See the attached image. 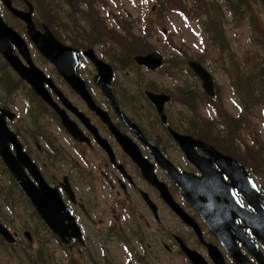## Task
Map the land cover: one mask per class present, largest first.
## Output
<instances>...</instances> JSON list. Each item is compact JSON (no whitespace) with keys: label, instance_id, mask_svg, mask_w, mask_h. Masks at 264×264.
Listing matches in <instances>:
<instances>
[{"label":"flooded vegetation","instance_id":"obj_1","mask_svg":"<svg viewBox=\"0 0 264 264\" xmlns=\"http://www.w3.org/2000/svg\"><path fill=\"white\" fill-rule=\"evenodd\" d=\"M10 2L13 7L27 11L26 7L15 5H25L24 0ZM4 12L12 18L9 26L27 43L33 64L40 69L43 65V92L47 99L41 101L40 129L38 126L29 132V125L20 123L16 117L6 118L5 123L16 135L22 152L37 166L46 186L57 192L79 230L77 238L66 236L68 242L63 243L41 221L46 236L54 240L62 256L71 258L68 262L112 264V259H118L120 264H191L182 245L201 256L206 264H213L212 255L220 256L225 264H233L228 252L232 254L235 250L241 251L250 262L256 257L264 258V176H257L243 161L245 153L240 154L235 146L222 148L193 136L188 117L170 114L175 105L187 112L188 106L184 104L190 103L189 95L177 97L157 85L130 92L131 87L116 85L117 66L110 63L113 78L109 97L95 81L96 68L84 54L89 48L70 45L77 53L78 86H73L67 77L76 58L68 54L60 56L56 66L63 72L59 71L34 49L24 23L5 8ZM15 22L17 26L13 25ZM33 23L37 31L43 32V22L35 18ZM12 49L22 59L15 46ZM10 83L13 87L19 83L20 90L31 95L22 82L10 80ZM187 88L190 92L189 85ZM147 92L168 96L163 106L165 120L160 119ZM2 96L0 108L12 109L14 101L3 99V103ZM174 134L207 142L217 152L238 162L259 192L248 197L240 183L230 180L229 172L204 147L193 144L191 148L189 142L187 154ZM8 147L15 157L13 145ZM166 165L174 168V177L167 172ZM207 167L214 173L215 181ZM260 170L264 173V168ZM205 172L203 184L200 180ZM23 173L25 179H33L24 167ZM0 176L16 189L14 176L1 159ZM178 213L188 217L183 221ZM63 222L61 219L62 226ZM23 231L28 233L26 229ZM26 236L28 243L32 242V237ZM114 243L120 245L124 255L111 254ZM246 245L253 254L245 251Z\"/></svg>","mask_w":264,"mask_h":264},{"label":"rangeland","instance_id":"obj_2","mask_svg":"<svg viewBox=\"0 0 264 264\" xmlns=\"http://www.w3.org/2000/svg\"><path fill=\"white\" fill-rule=\"evenodd\" d=\"M30 1L35 7V15L39 21L43 23L44 21L52 22L53 27L58 23L61 24L62 27L59 29L62 33L61 40L67 46H70L69 40H79L83 33L82 29L87 28L85 25L80 31L74 26L77 21H81L80 25L82 24L84 20L82 15L74 12L66 3L61 4L60 0ZM167 1L158 0L159 5L152 0H100L97 4L94 3L93 8L99 19L97 24L99 27L101 25V28L108 30L104 31L103 38L109 41L102 42L100 39L98 44L87 45L85 48L92 47L98 57L104 58L107 63H114L117 66L116 85L124 86V88L131 87L133 90L130 92L133 93L137 88L143 90L148 86L157 85L158 89L171 90L175 95H179L181 90H178V85L183 84L189 85L193 91L200 94V84L193 74L185 70L187 60H198L214 79L216 98L213 102L221 117L210 121L205 120L204 109L208 104L204 102V98L199 96L192 98L191 101L193 108L197 109L196 114L199 119L205 120L202 124L211 134L217 132L218 129L223 132V121L231 122L232 124L229 125L232 128L231 133L224 136L223 139L228 141L227 147L235 146L240 154L245 153L243 161L247 162L249 167L259 174L257 176H264L258 167L262 163L256 150L257 147L254 146V140L258 139L264 148V130L261 124L263 114L261 111L252 112L251 118H241L245 113L244 111L239 117V111L231 101L232 92L227 77V72L240 73L249 68V63L245 59L250 57H246L247 50L245 48L249 49L250 55L256 49L264 53V45L261 43L260 47L261 41L252 27L255 25L253 21L256 20L257 25L264 29V6L260 0H247L252 18L244 25H240L230 20L228 7L222 0H208V3H213L215 8L218 6V12L221 9L222 14L224 40L221 39L216 43L211 33L208 32L209 35L206 37L202 32L204 29L200 20H204L200 18L198 22L197 14L188 11L190 8H194V5L196 10H203L202 2L199 0H180L177 3L172 1L169 3ZM166 2L167 4H164L165 8H163L160 3ZM17 5L24 7L20 3ZM176 8L184 13L176 11ZM57 9L62 12H58ZM78 9L83 12L89 11L86 5H80ZM1 10L4 12L3 8ZM55 10L57 14L53 13ZM65 13L69 17L66 18ZM59 14H61L60 18ZM91 19L94 20V17ZM6 20L13 22L9 17H5ZM17 22L13 25L17 26ZM118 22H120L121 27H119ZM53 30L56 31L54 28ZM90 35H87V38ZM120 38L125 39L124 43L128 40L131 47L136 46L137 50L135 51L141 52L139 54H146L153 50L159 52L164 57L163 67L157 71L149 72L137 65L125 66L126 49L119 47ZM262 38L264 39V36ZM235 62H237V67L234 65ZM41 66L43 70V65ZM6 76H3L0 82V95L2 96L3 92L10 90L11 97L3 95L2 99L6 102L8 100L14 101L12 109L18 116L20 123L25 122L29 125V131H35L38 126L40 129L41 116L43 117L41 101L30 98L33 103L27 109L25 105L27 93L24 90L23 92L16 90L10 83V79L18 80V78L9 69ZM233 81L237 82L239 78H233ZM246 107L248 110V106ZM169 112L172 115L180 113L182 119L188 117V112L179 105H175ZM240 118L239 122L235 121V119ZM205 123L208 126H205ZM191 127L192 131H195L194 128L198 129V125L194 122H192ZM233 127L236 130L238 127L240 128L239 137L242 141L236 139L238 132ZM33 135L36 136L35 133ZM35 141L39 143L37 140ZM224 150L226 151V149ZM16 194L17 190H12L8 180L4 176H0V214L7 216L9 222L5 218L4 221L12 232L22 234L23 229L30 230L33 241L27 245L20 235L22 240L18 238L17 244L10 246L0 240V264H42L41 260L43 264H71L68 262L71 258L63 257L54 240L50 236H46L40 219L34 214L30 205L26 203L27 201L19 198ZM3 205H9V211H7L6 206L3 208ZM111 249L113 256L124 255L120 245L116 243L112 244ZM112 264H120V262L118 259H112Z\"/></svg>","mask_w":264,"mask_h":264},{"label":"water","instance_id":"obj_3","mask_svg":"<svg viewBox=\"0 0 264 264\" xmlns=\"http://www.w3.org/2000/svg\"><path fill=\"white\" fill-rule=\"evenodd\" d=\"M3 5L8 9V11L16 18L21 20L26 25V32L33 43L36 50L42 57L48 59L49 62L54 64L55 66L59 65V58L62 55H71L76 60L75 63L71 65V75L68 78L71 81L73 86H78V81L76 80L77 76L75 74V66L77 64V53L74 49L64 46L59 43L51 34V32L44 27L43 33L37 32L34 28L31 13L32 6L30 3L26 2L28 7V12H23L17 10L11 6L10 0H0ZM264 5V0H261ZM12 44L15 46L19 55L25 60L26 65L24 66L20 61L19 57L14 54ZM0 54L3 59L8 63V65L17 73V75L27 84L30 85L33 92L40 97L42 100H47L46 95L44 94L43 89V73L31 62L29 57V52L27 47L23 41V39L17 34L12 28L8 27L0 16ZM85 56L89 58L97 70V75L95 77V81L97 84L105 91V93L111 96L110 93V81L112 78V70L111 67L102 61L98 60L92 49H89L84 52ZM58 61V62H57ZM134 61L137 65L144 66L149 70H155L159 68L162 64V56L157 52H152L145 56H137L134 58ZM56 68L59 71L63 72V69ZM188 66L191 68L192 72L196 75V77L201 81V88L205 92V94L209 97H213V82L211 75L199 64L196 62H189ZM76 77V78H75ZM104 82V83H103ZM150 98V101L157 107L158 112L163 120H165V116L163 113V105L168 101L167 96L163 95H153L147 93ZM5 117L9 120L14 118L13 114H9L8 111L0 109V159L6 168L11 172L17 181L18 185L22 188V190L26 193L31 205L38 213V215L47 223L49 228L57 234L61 238L70 237L77 238L78 231L75 227L72 218L68 216L67 209L63 206L60 201L59 196L56 192L50 190L45 186L43 180L39 176L35 165L29 160V158L22 152L21 145L15 138V135L11 133L5 124ZM176 141L180 144L185 153H189L187 150V145L191 140L189 138H185L183 136H176ZM181 139V140H180ZM184 139V140H183ZM186 142V143H185ZM193 142V141H192ZM9 144H12L15 151L16 156L13 157L9 151ZM198 145L204 147L208 154L212 155L218 164L221 166H225L229 174L231 175L230 180L240 183V188H243L244 193L248 197H253L257 192L254 187L250 186L245 179L238 178V172L244 174V169L237 162L232 161L227 157H223L221 154L217 153L213 148L208 147L202 143H198ZM127 144H125V147ZM226 160L224 163L223 161ZM23 167L35 178L36 185H34L30 180L25 179L23 175ZM19 174V175H18ZM245 177V176H244ZM239 180V181H238ZM248 181V180H247ZM249 182V181H248ZM250 183V182H249ZM163 188L161 189V193L163 194ZM53 193V194H52ZM257 196V195H256ZM201 214V213H200ZM258 214V213H257ZM181 217V215L179 213ZM204 217V214L202 215ZM207 218V217H206ZM56 219V220H55ZM61 219L64 220L63 226L61 223ZM208 219V218H207ZM66 222V224H65ZM27 235V234H26ZM0 236L7 243H12L14 241L13 237L0 224ZM67 242V241H65ZM187 256L194 264H200V260L198 256H195L193 253H187ZM237 264H240L237 259H235ZM217 264H223L221 258L217 257Z\"/></svg>","mask_w":264,"mask_h":264},{"label":"trees","instance_id":"obj_4","mask_svg":"<svg viewBox=\"0 0 264 264\" xmlns=\"http://www.w3.org/2000/svg\"><path fill=\"white\" fill-rule=\"evenodd\" d=\"M54 1V0H53ZM100 0H60L61 4L66 3L70 9H72L74 12H76L77 14H81L83 17V22L80 25V22L77 21L74 26L76 28H79V30L81 31L83 26H87L86 29H82L83 33L80 36V39L75 41V40H69L72 46L74 47H85L87 45H94V44H98L99 40L101 39L102 42L105 41H109V40H105L103 38L104 35V31H108L106 29L101 28L98 26L97 22H98V16H97V12L95 11V9L93 8L94 3L97 4ZM157 5H159L158 0H155ZM175 2L177 3L180 0H168L167 2ZM200 2L203 3V10H196L195 9V5L193 6L194 8H190L188 11L192 14H197V19L198 22L200 20V18H202L204 21H201V24L203 26L202 32L205 34V36L207 37L209 35V33H211L213 35V38L215 39L216 43H218L221 39L224 40V31L222 28V14H221V9L220 12H218L219 7L217 6L215 8V5L213 3H208V0H199ZM226 6L228 7L229 10V14H230V20L231 21H235L234 23H239L240 25H244L245 23L248 22V20H250V18H252L251 14H250V8L248 6V2L247 0H222ZM166 3H160L161 6L163 8H165L164 4ZM174 3V4H175ZM181 4V3H180ZM80 5H86V7L88 8V12H83L80 11L78 8ZM61 8V6H60ZM183 9V8H181ZM58 12L60 11V9H57ZM175 10L177 11H181L180 9L176 8ZM62 12V11H60ZM54 14H57V11L55 10L53 12ZM59 18L61 16V14L58 15ZM67 14L65 13V17L67 18ZM69 17V16H68ZM92 17H94V20L91 19ZM116 18V17H115ZM254 26L253 30L255 31V34L258 35L259 39H260V47H261V43L264 45V39L262 38V36H264V29L260 27V25H257V21L254 20ZM44 24L47 25L49 28H51L53 30V28L56 30L53 32L55 34L57 33V29H61L60 27L61 24L58 23L57 25H55V27H53L52 22L49 21H44ZM119 27H121L120 22H118ZM206 30V31H205ZM209 32V33H208ZM92 33V35H90ZM87 35H90L87 38ZM128 36V35H126ZM60 38V37H59ZM120 42L119 43V47H122L124 49H126V59L124 58V65L128 66V67H133L134 64L131 60V58L136 55L139 54L141 52H136L135 50H137V47H131L129 45V42L127 40V45L125 42V39L120 38L119 39ZM224 44V43H223ZM172 46V45H171ZM223 47V46H222ZM246 51V57H250V58H246L245 60L249 63V68H247V70L245 72L241 71L240 73L237 72H227V77L229 78L228 80V84L229 86H231V92L233 94L236 95V97H238L239 100V105H240V112H239V117H241V115L243 114V112L245 111V113L242 115L241 118H251L253 113H256L258 111H263V127H264V53H261L260 50L256 49L252 52V54H249V49L245 48ZM264 49V48H263ZM185 58H187L185 56ZM184 58V60H185ZM234 65L237 67V62L234 63ZM7 71H8V67L6 65V63H4L1 59H0V73L1 76L0 78H2L3 76L7 75ZM7 77V76H6ZM233 78L237 79L239 78V81L234 82ZM12 82L16 83V80L11 79ZM186 86V85H185ZM180 88H178V90H181L180 92V96L183 97V95L187 94L189 95L190 98H195L196 96H199V93L191 90L190 92H187L186 87H184V85H179ZM16 90H18V84L14 85V87ZM12 88V89H13ZM10 92V90H9ZM189 93V94H188ZM204 98H206L202 93H200ZM193 104H191V106L189 107V120L190 122H194L195 124L198 125V129L194 128L195 131H192V127H191V131L193 134H197V137H200L202 139H207L208 142H213L215 144L219 146L227 147L228 141L223 140L224 136H228L231 133V127L229 126L230 124H232L231 122L227 121H223V132L216 130L217 132H213V134H211V132L207 129L204 128L202 122L205 120H209V119H199V116L196 114L197 109L193 108L192 106ZM248 106V110L247 107ZM212 110L214 113V116H216V118L221 117L219 115V112L217 111L216 105L212 104ZM253 112V113H252ZM240 119H235V121L241 120ZM210 121V120H209ZM212 122V121H211ZM205 126H208L207 123H205ZM219 126V125H218ZM203 129L205 132H203ZM233 129L235 131L238 132V137L236 138L238 141H242L239 137V130L240 128L238 127L237 130L235 129V127H233ZM199 133H204L199 134ZM254 146L257 147V153H259L258 156H260L261 158V162H264V148L263 145L258 142L257 140H254ZM247 149V148H246ZM258 167L260 169L264 168V164L262 165H258ZM38 258V257H37ZM42 264L43 261L41 260Z\"/></svg>","mask_w":264,"mask_h":264}]
</instances>
